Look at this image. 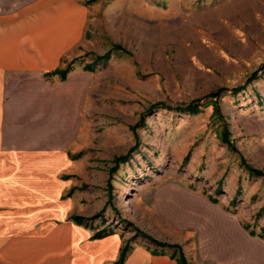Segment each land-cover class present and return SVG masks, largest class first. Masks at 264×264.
Masks as SVG:
<instances>
[{"label": "rangeland", "instance_id": "obj_1", "mask_svg": "<svg viewBox=\"0 0 264 264\" xmlns=\"http://www.w3.org/2000/svg\"><path fill=\"white\" fill-rule=\"evenodd\" d=\"M81 2L84 39L58 68L70 69L64 79L44 74L53 82L71 73L81 88L72 95L71 166L58 175L66 215H41L39 236L70 224L73 262L111 235L118 250L103 264L125 245L123 261L138 246L178 258L168 246L183 251L193 232L188 240L171 232L154 193L177 182L217 198L264 238V73L245 83L264 61V0ZM195 99L196 114L178 110Z\"/></svg>", "mask_w": 264, "mask_h": 264}, {"label": "crops", "instance_id": "obj_2", "mask_svg": "<svg viewBox=\"0 0 264 264\" xmlns=\"http://www.w3.org/2000/svg\"><path fill=\"white\" fill-rule=\"evenodd\" d=\"M87 19L81 0H0V264H103L118 250L111 235L86 244L73 262L70 224L39 236L41 215H66L58 175L71 166L72 95L81 88L71 73L53 82L44 74L76 54ZM154 193L170 231L182 229L184 240L193 232L182 251L188 262L264 264V238L238 215L177 182ZM172 255L138 246L121 264H179Z\"/></svg>", "mask_w": 264, "mask_h": 264}, {"label": "trees", "instance_id": "obj_3", "mask_svg": "<svg viewBox=\"0 0 264 264\" xmlns=\"http://www.w3.org/2000/svg\"><path fill=\"white\" fill-rule=\"evenodd\" d=\"M69 69H70L69 67L64 68V69H57V70H54V71L49 72V73H46V74H47V76H50V75H53V74H58V75H60V78H61V79H64L65 76H66V73L68 72ZM263 73H264V61H263V62H262V63H261V64H260V65H259V66H258V67H257V68H256L251 74H250V76L247 78V80H246L245 83L250 82L251 80L257 78L258 76H260V75L263 74ZM245 83H244L242 86H238V87H233V88H231V89H230L231 93L235 94L236 92H238L240 89L243 88V86L245 85ZM225 90H228V89H226V88L224 89V88H223V89H221V90H217V91L212 92L211 94H209V96H210V97H215V98H216L219 94L221 95V93H222L223 91H225ZM200 107H201V104L199 103L198 100L195 99V100H192V101L188 102L187 104L183 105L182 107L178 108V110H180V111H184V112H187V113H189V114H196V113L199 111ZM223 133H225V132H223ZM224 139H225L227 145L230 146V145H231V142L227 139L226 134H225V136H224ZM246 168L248 169L250 175H256V174H259V172L255 171V170L252 169V168H249V167H247V166H246ZM209 200H210L211 202H213V203H217V202H218V201H217V198L212 197V196L209 197ZM226 210L228 211V209H226ZM74 220H77L78 222H81L80 218H78V217H76ZM77 221H76V222H77ZM243 227H244L246 230H248L249 234H251V235H258V234L255 233V231H254L252 228H250V225H249V224H243ZM262 229H264V228H262ZM96 235L98 236L99 233L96 234ZM144 236L147 237L151 242H154V243H156V244H159V245H162V246H163V245H164V246H168V245H169V244H166V243H160V242H158V241H155V240H153L152 238L146 236L145 234H144ZM258 236L263 237L261 234H259ZM168 247L174 248L176 251H179V256H178V258H177L179 264H187V261H186L184 255H183V253H182L181 248H180L179 245H177V244H172V245H170V246H168ZM126 249H127V248H126V245H125V246L122 248L120 258L117 260L116 264H121V263H122V261H123V257H124V254H125V252H126Z\"/></svg>", "mask_w": 264, "mask_h": 264}]
</instances>
